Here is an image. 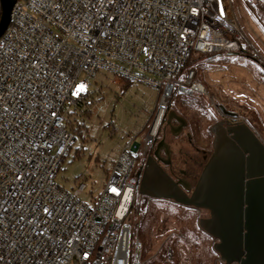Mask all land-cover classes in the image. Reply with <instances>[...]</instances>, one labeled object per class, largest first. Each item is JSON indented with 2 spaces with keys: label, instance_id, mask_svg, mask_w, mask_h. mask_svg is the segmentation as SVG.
I'll use <instances>...</instances> for the list:
<instances>
[{
  "label": "built area",
  "instance_id": "1",
  "mask_svg": "<svg viewBox=\"0 0 264 264\" xmlns=\"http://www.w3.org/2000/svg\"><path fill=\"white\" fill-rule=\"evenodd\" d=\"M120 2L117 13L108 0H14L0 37V264H145L142 242L131 245L138 159L175 91L207 95L194 70L172 79L193 54L237 52L242 33L231 0ZM98 77L157 100L142 141L127 139L85 202L83 175L69 190L56 177Z\"/></svg>",
  "mask_w": 264,
  "mask_h": 264
},
{
  "label": "rangeland",
  "instance_id": "2",
  "mask_svg": "<svg viewBox=\"0 0 264 264\" xmlns=\"http://www.w3.org/2000/svg\"><path fill=\"white\" fill-rule=\"evenodd\" d=\"M231 1L242 33L240 48L243 51L193 54V69L184 68L172 81H183L184 73L194 70L195 79L207 95L185 96L175 91L167 104L161 131L166 130L170 113H180L193 127L208 128L217 120L212 110L207 109L210 96L225 109L238 112L258 135L264 137V16L256 15L246 0ZM101 79H91L99 90L93 96L96 101L90 107L92 113L85 118L86 128L82 129V135L84 130L86 135L75 138L56 177V181L69 190L83 175L86 190L82 200L85 202L97 196L106 172L127 139L136 136L138 142L142 141L157 100V93L151 88L126 84L119 92L108 79L101 86ZM77 149L80 154L75 157ZM142 198L144 211L154 213V222L145 218L151 227L152 237L149 250L142 253L147 264H224L212 249L213 240L209 236L204 240L202 235L205 233L197 224L200 218L208 217L207 212L178 207L164 200ZM158 210L165 214H159ZM186 215L190 216L191 228L199 236L197 243L185 240L183 229L176 222V217ZM136 233L134 241L142 242L144 248L140 230Z\"/></svg>",
  "mask_w": 264,
  "mask_h": 264
},
{
  "label": "water",
  "instance_id": "3",
  "mask_svg": "<svg viewBox=\"0 0 264 264\" xmlns=\"http://www.w3.org/2000/svg\"><path fill=\"white\" fill-rule=\"evenodd\" d=\"M14 0H0V37L7 28ZM175 113H170L169 116ZM212 154L190 194L149 159L138 194L208 212L199 228L215 243L224 264H264V143L245 123L218 125ZM155 151L157 155L158 149Z\"/></svg>",
  "mask_w": 264,
  "mask_h": 264
},
{
  "label": "flooded vegetation",
  "instance_id": "4",
  "mask_svg": "<svg viewBox=\"0 0 264 264\" xmlns=\"http://www.w3.org/2000/svg\"><path fill=\"white\" fill-rule=\"evenodd\" d=\"M207 109L212 110L217 120L211 122L210 126L206 129H200L198 126L193 127L180 113H175V116H169L168 114L166 130L161 131L162 122L154 143L138 159V167L141 169V172H143L149 159L148 167H152L151 161H153L175 183L179 182L180 188L187 196H190L203 167L212 154L214 134L211 129L214 126L221 125V127L228 128L229 126H239L245 123L252 129L258 139L262 141L258 133L243 117L239 116L238 112L225 109L216 100H213V103L210 102ZM204 114L202 115L205 118L206 115ZM161 141L163 143L160 144L157 155H155L157 146ZM167 202L172 203L171 201ZM172 204L178 206L174 203ZM188 209L197 211L193 208ZM214 243L215 241H213Z\"/></svg>",
  "mask_w": 264,
  "mask_h": 264
},
{
  "label": "trees",
  "instance_id": "5",
  "mask_svg": "<svg viewBox=\"0 0 264 264\" xmlns=\"http://www.w3.org/2000/svg\"><path fill=\"white\" fill-rule=\"evenodd\" d=\"M251 8H252V11H254V13L256 15L257 14H260V15H263L264 16V5H262V4H255V5L251 6ZM238 51H243L240 48V46H239V50ZM186 67L187 68L189 67V69H193L192 68V58L186 63L185 68ZM95 101H96L95 97H92L91 106L94 105ZM89 116L90 115L88 113H85L84 114V117L85 118L86 117L88 118ZM71 128H72V132L74 134V139H75L76 137H83L82 136V129L83 128H86V126H84L83 122L75 121V124L72 125ZM79 154H80V152L77 149L76 152H75V157L76 156H79ZM144 208H145V203L143 201L142 196L139 195L138 193H136L135 194V197H134V200H133L131 212H130V224H131V227H132L131 241H134V236H135V234H137L136 232L138 230H140V236H141L140 239H142V241H144V243H145V247L143 248V253L145 251V254H146V252L150 248L151 238L152 237H151V227H150V225H148L146 223L145 218L146 217H147V219L151 218L152 222H154V220L152 219V217H154L153 216L154 213L144 211ZM157 212L159 214H163L164 213V212H162L160 210H158ZM176 222H178L180 224L181 228L183 229V233H184L185 240L192 241V242H195V243L198 242L199 236L191 228V225H190L191 218H190V216H187L186 215L185 217H178V218L176 217ZM202 236L204 237L203 238L204 240L209 238L205 234L202 235ZM200 241L202 243V239H200ZM166 256L167 255H165V258H167ZM162 261H163V259H162ZM145 264H147L146 261H145Z\"/></svg>",
  "mask_w": 264,
  "mask_h": 264
},
{
  "label": "snow or ice",
  "instance_id": "6",
  "mask_svg": "<svg viewBox=\"0 0 264 264\" xmlns=\"http://www.w3.org/2000/svg\"><path fill=\"white\" fill-rule=\"evenodd\" d=\"M108 2L110 4H112V6L116 9L117 13L123 7V5L121 4L120 0H108ZM112 19H115V17L113 16ZM112 191L115 192L116 189H112ZM45 211H47V209H45ZM0 259H3V257H0ZM85 259H87V253L85 254Z\"/></svg>",
  "mask_w": 264,
  "mask_h": 264
},
{
  "label": "crops",
  "instance_id": "7",
  "mask_svg": "<svg viewBox=\"0 0 264 264\" xmlns=\"http://www.w3.org/2000/svg\"><path fill=\"white\" fill-rule=\"evenodd\" d=\"M260 137V139L262 140V142L264 143V137L261 135H258Z\"/></svg>",
  "mask_w": 264,
  "mask_h": 264
}]
</instances>
